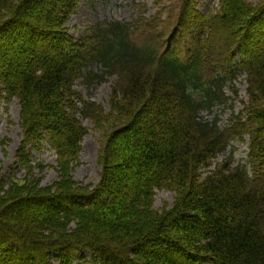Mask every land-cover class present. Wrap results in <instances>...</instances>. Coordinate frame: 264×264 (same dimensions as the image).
I'll list each match as a JSON object with an SVG mask.
<instances>
[{
	"label": "trees",
	"instance_id": "trees-1",
	"mask_svg": "<svg viewBox=\"0 0 264 264\" xmlns=\"http://www.w3.org/2000/svg\"><path fill=\"white\" fill-rule=\"evenodd\" d=\"M80 1L0 0V99L18 100L25 174L0 177V264H264V0L207 13L177 0L164 20L133 2L129 22L74 38L66 23ZM237 53L248 101L221 126L198 112L225 103ZM105 76L107 111L75 89ZM83 119L102 132L94 185L73 175ZM245 135V163L209 169ZM43 148L57 172L45 186L32 154ZM160 189L175 197L156 210Z\"/></svg>",
	"mask_w": 264,
	"mask_h": 264
},
{
	"label": "rangeland",
	"instance_id": "rangeland-1",
	"mask_svg": "<svg viewBox=\"0 0 264 264\" xmlns=\"http://www.w3.org/2000/svg\"><path fill=\"white\" fill-rule=\"evenodd\" d=\"M198 9L206 12L207 9L216 8V0H198ZM255 3L257 0H250ZM135 3H141L143 13L141 17L148 16L155 13L160 16L161 20L167 18L171 9H176L178 5L177 0H134ZM133 13L132 0H96L94 3L81 2L76 10V13L71 16L67 23L69 33L74 37H78L82 31L97 22L102 20H129ZM137 15V14H136ZM160 27V24H159ZM17 65V64H16ZM95 72L98 68H93ZM244 76L239 78L235 86L237 94H234L230 86L226 88L227 95L230 101L227 107H220L213 110L212 114L200 113L204 118H209L214 114L219 116V123L225 125L230 115V105L233 110L241 108L242 101H245V84L242 81ZM114 77H109L101 82L92 83L87 86L82 83H76V89L80 91L85 98L101 104L106 110L108 109V99L110 87ZM19 104L16 98L5 102L0 100V177L12 176L16 181L24 177V170L15 165L14 154L15 150L21 140L19 127ZM83 123L88 128V134L83 138L82 149L79 156V164L74 170V178L83 184H96L99 179L100 166L97 162L98 155L102 147L101 131L93 128L90 121L83 120ZM235 148L233 152L234 162L241 160L245 156V145L240 143H233ZM230 150L227 149L221 153L216 159L215 163H219L224 159H229ZM33 164L40 163L44 165L42 173H35L42 177V185H50L57 179V172L53 168L55 165V155L49 149L43 148L42 151H33ZM214 163V164H215ZM213 164V165H214ZM175 194L170 190H157L154 197L153 208L161 210L171 206ZM76 262L75 264H98L90 260Z\"/></svg>",
	"mask_w": 264,
	"mask_h": 264
}]
</instances>
